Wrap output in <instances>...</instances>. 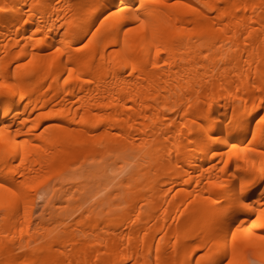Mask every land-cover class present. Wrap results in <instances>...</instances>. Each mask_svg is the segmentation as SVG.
Listing matches in <instances>:
<instances>
[{"label": "bare ground", "instance_id": "obj_1", "mask_svg": "<svg viewBox=\"0 0 264 264\" xmlns=\"http://www.w3.org/2000/svg\"><path fill=\"white\" fill-rule=\"evenodd\" d=\"M261 237L264 0H0V264H264Z\"/></svg>", "mask_w": 264, "mask_h": 264}, {"label": "rangeland", "instance_id": "obj_2", "mask_svg": "<svg viewBox=\"0 0 264 264\" xmlns=\"http://www.w3.org/2000/svg\"><path fill=\"white\" fill-rule=\"evenodd\" d=\"M58 207H59V206H57V208H58ZM60 209H61V208H60ZM60 209H59V210H60ZM59 210H58V211H59ZM59 212H60V211H59ZM41 213H43V203H42L41 200H38V201H37V204L34 205V209H32V214H33V217H34V218H36V217L39 218V217H41V215H42ZM61 214H62V215L65 214V217H64V215H63V216L61 215V216H62V219H61L62 221L58 218V219H56V222L59 221V223H63V221L66 222L67 220H69V219L67 218V216H66V215H67L66 213H64V212L61 211ZM38 215H39V217H38ZM43 216H44V215H43ZM45 216H46V217L48 216L47 213H45ZM60 218H61V217H60ZM63 218H65V219L67 218L66 221H65V219H63ZM57 220H58V221H57ZM60 221H61V222H60ZM56 222H55V221L52 222L51 227H54V225L56 226V224H57ZM67 222H68V221H67ZM54 223H56V224H54ZM65 224H66V223H63L62 225H65ZM57 225H58V224H57ZM62 225H61V226H62ZM250 256H251V255H249V257H250ZM252 260H254V262H253ZM249 262H250V264H254V263H255V259L253 258V256H252V258H249ZM251 262H252V263H251ZM256 262H257V261H256ZM255 264H260V263L257 262V263H255Z\"/></svg>", "mask_w": 264, "mask_h": 264}, {"label": "snow or ice", "instance_id": "obj_3", "mask_svg": "<svg viewBox=\"0 0 264 264\" xmlns=\"http://www.w3.org/2000/svg\"><path fill=\"white\" fill-rule=\"evenodd\" d=\"M261 239H264V237H261Z\"/></svg>", "mask_w": 264, "mask_h": 264}]
</instances>
